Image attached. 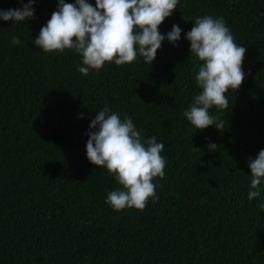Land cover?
Masks as SVG:
<instances>
[{
    "label": "trees",
    "instance_id": "16d2710c",
    "mask_svg": "<svg viewBox=\"0 0 264 264\" xmlns=\"http://www.w3.org/2000/svg\"><path fill=\"white\" fill-rule=\"evenodd\" d=\"M22 6L0 0V9ZM57 6L36 0L32 19H0V264H264V185L248 200V158L264 149V0H179L159 26L166 35L179 25L177 46L165 39L151 65L138 56L87 76L79 54L33 43ZM205 15L223 17L246 48L228 109L209 110L222 130H196L183 116L202 63L185 33ZM105 106L164 144L159 200L143 211L105 203L121 186L87 159L86 132Z\"/></svg>",
    "mask_w": 264,
    "mask_h": 264
},
{
    "label": "clouds",
    "instance_id": "9594fccd",
    "mask_svg": "<svg viewBox=\"0 0 264 264\" xmlns=\"http://www.w3.org/2000/svg\"><path fill=\"white\" fill-rule=\"evenodd\" d=\"M16 9H0V19L24 22L34 17L36 0H27ZM179 0H75L66 3L57 0V10L41 26L33 41L45 53H63L70 49L82 58L77 70L87 76L90 70L99 71L104 64H130L138 56L151 65L162 42L167 39L173 46L183 31L173 24L161 34L159 26L173 14ZM190 42V53L202 63L195 76L201 89L183 112V116L197 130L215 125L223 129V121L210 114V109H228L225 95L237 91L246 75L242 69L246 48L238 45L223 17H197L193 27L185 33ZM19 36L11 43L20 44ZM83 117V113L80 114ZM86 156L90 163L106 168L121 186L109 191L105 200L115 211L135 208L143 211L149 200L157 201L155 178L165 176L166 160L161 155L164 144L156 137L145 138L137 130L130 116L123 119L105 106L97 111L86 132ZM215 151L217 144H208ZM251 173L248 200L261 197L264 185V149L256 157L248 158ZM242 203V202H241ZM264 211V203L259 204Z\"/></svg>",
    "mask_w": 264,
    "mask_h": 264
}]
</instances>
